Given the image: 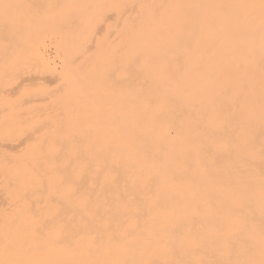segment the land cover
I'll list each match as a JSON object with an SVG mask.
<instances>
[{
    "label": "rangeland",
    "instance_id": "obj_1",
    "mask_svg": "<svg viewBox=\"0 0 264 264\" xmlns=\"http://www.w3.org/2000/svg\"><path fill=\"white\" fill-rule=\"evenodd\" d=\"M71 79L80 118L73 110L72 118L64 113L66 124L61 96ZM183 98L188 103H180ZM50 100L67 109L56 104L44 111ZM125 106L134 115L128 135L146 142L129 148L133 157L120 150L110 165L100 163L106 143L119 139L126 125L120 111ZM41 108L54 116L63 110L54 121L69 125L66 131L62 126L65 134L57 132L54 116L32 112ZM197 118L207 125L201 128ZM44 119L62 137L52 136L55 128H44ZM138 119L149 121L147 130ZM157 119L163 138L154 129ZM262 119L264 0H0L1 161L12 164L6 153L21 158L27 145L46 147L43 138L63 158L61 141H76L78 152L68 155L86 158L88 167L80 177L87 191L79 192V206H139L144 215L145 208L160 209V258L169 255L170 264H264V128L257 127L256 141L246 128ZM37 121L42 127L36 128ZM184 124L197 127L196 135L188 137ZM33 135L43 138L35 143ZM51 154L58 164L59 152ZM90 170L100 175L93 178ZM131 171L139 175L135 183L127 179ZM10 203H1L0 212L12 217ZM205 208L213 210L205 226L210 231L192 217ZM29 221L9 222L6 229L24 231L26 248L50 250L47 236L34 240L36 225ZM133 226L131 219L123 228Z\"/></svg>",
    "mask_w": 264,
    "mask_h": 264
},
{
    "label": "bare ground",
    "instance_id": "obj_2",
    "mask_svg": "<svg viewBox=\"0 0 264 264\" xmlns=\"http://www.w3.org/2000/svg\"><path fill=\"white\" fill-rule=\"evenodd\" d=\"M39 15L43 20V15ZM255 51H258V49H255ZM70 81L71 82H69L70 84L68 85L67 90L64 92V96H61V98L64 97L66 99L67 103L62 105H67L68 109L65 106H61L58 101H56V104L59 106L55 104L57 108L61 106L62 109L63 107L67 109V111L63 112L64 120H62V118V122L65 121V119H68L65 117V114H68L71 117L70 114L72 110L75 112V115H77V119L80 118V114L77 110V99L79 98L78 92L75 88L74 80L71 79ZM72 89H75V91H72ZM126 92H129V88L126 90ZM59 95L60 94H58V96ZM61 98L55 97L56 100ZM184 101L185 102L180 103H188L186 99H184ZM54 102L50 100V104L45 103L46 105H44L46 107L43 108H46L48 112L51 109L54 111V107L50 108L51 106H55L51 105L52 103L54 104ZM140 105L145 106L146 108L149 107L147 102L144 100H140ZM47 107H49V109ZM44 109H34L32 112L36 111L38 114L44 113V115H46L47 113L42 112ZM46 109L44 111H46ZM62 109L60 112L57 111L61 117L62 111L64 110ZM120 111L121 116L123 115L127 121L126 125L121 130L119 139H116L115 141H113L114 139H112L111 134L108 133V139L112 140L106 143L105 150L103 151L104 155L100 156L99 158L100 163L106 161V163L110 165V162H114L116 152L120 150L125 151V156L133 157L134 155L130 152L129 148L131 146L138 147L146 142V139L144 138H133L128 135L131 129L130 126H132V122H129L128 118L133 119L132 117H134L133 113H131L132 110H129L125 106L123 109H120ZM28 112L27 113L30 114L31 111ZM50 114L51 113H48L47 117ZM58 114H55V116L51 114L49 117L52 118L54 116L52 119L53 121L55 117L60 119ZM252 114L258 113L254 112ZM31 115L33 116V114ZM41 115L43 116V114H40L38 117H42ZM28 116L26 120L29 118ZM187 117H184V122L191 120V118ZM73 118L76 119V116H73ZM194 120L197 122V124H201V128L205 124L207 125V122H204L201 118ZM46 121H41L44 128L47 126V124L48 126L46 129H48V127L49 129L51 127L55 128L53 130L52 128L50 129L53 131L52 136H54L53 134L59 131V133L63 131L65 134L66 129L68 130L69 125L66 127V121L64 126L60 125L61 122L59 121V123L56 119L57 123H59L58 126H61L57 127L58 131L56 130L55 126H52L57 124L55 121L54 122L56 124H51L50 121ZM68 121L67 123L70 124V121ZM41 122L36 124L40 125L36 128L42 127ZM146 123H149L147 119H138V127L140 129L147 130ZM153 124L157 136L162 138L165 137L166 134L160 126V119L155 120ZM184 125L188 127L190 126L188 130V137L196 135L195 130H198L197 127L191 129L192 126L190 124ZM260 125L264 128V119H262L260 122L254 120L248 123L246 128L251 132V136L249 137L250 141L258 140L259 136L256 133V129ZM62 126H64V128L66 127L65 131L62 130ZM70 126H74V128L76 127V125H73V123ZM240 127V124H238L236 130L239 131ZM59 128H61V130ZM72 131L77 134L76 129H73ZM43 133L47 134L48 132L44 131ZM49 135L47 136L51 138L52 136ZM58 135L59 134L57 133V136ZM57 136H55V138L52 137L51 140L54 141L59 137ZM64 136H66V138L68 137L67 135ZM39 138L37 139V137H35V141L33 142L36 143ZM45 139L46 138H43L39 142H43L42 144H44L46 147L38 149L35 147L36 145H27L26 148H24L25 150L21 151L22 154L19 153L21 158H16L18 157V154H15L13 157H16L12 159V157H9L10 154H8L7 157V153L2 151L3 153L1 157L3 156L5 158L3 154L6 153L7 160L11 159L13 160V163H5L4 161H1L0 158V184H2L3 187L0 188V191L3 189V193L1 192L0 194L5 196H1V198H5V200L4 198L2 199L3 202L1 201V203H6L7 201L10 203V201H12L13 203H10L9 206L14 210V215L10 217L5 213L0 212V219H2L5 223V225L0 223V264H170L172 262L173 259H170L169 255H164L165 259L160 258L163 255L162 250L164 248V244H162V239H164V237L162 234L158 237L159 233L161 232H158V230L161 229L163 222L161 220L160 209L155 210V208L152 207L145 208L144 215L142 209L139 206L127 207L125 205L100 204L94 207H80L78 202L80 195L79 192L87 191L85 185L80 184V177L84 174H88L86 158H80L76 154L74 156L72 153V155H68L70 152H78V145L75 143L76 141L70 145L67 142L70 141L69 139L64 140V142L61 141L63 144H66L65 150L61 151V153L64 152V157L62 158L63 155L61 156L60 151H56L51 143L46 145L47 139ZM57 140H59V138ZM51 152H53V154H57L59 152V154L56 155L58 156V159H60L59 157L61 156L58 164L56 162L58 160H56L55 155L51 159ZM4 158L3 160H6V158ZM116 162L122 166L123 159L117 158ZM57 169L58 171H56ZM89 175L95 178L96 176L98 177L100 173L99 170H95V173L92 176L90 170ZM106 175L110 176L108 166L106 167ZM138 177V173L134 171L132 176L128 177L127 179L132 181V183H135L134 181L138 179ZM109 181H112V179L107 177L106 183L109 186L114 187V184ZM33 188L35 191L30 192ZM28 192L30 193L29 195L27 194ZM39 195L41 196L39 197ZM55 197L60 198L58 199V202L59 200L62 202L63 205L60 204L61 202L59 203L62 207H60L58 204H54L55 202L57 203V200L54 202V199H56ZM98 197L103 198L101 196ZM163 212L164 210L162 213ZM183 213L185 215V211H183ZM212 213V209H199L196 214L192 215V217L200 223V226L202 225L201 228H205L209 221V215ZM131 219L134 222V226L131 228H123V226L131 221ZM16 221L34 222L36 225L34 240L38 244L40 241L45 239V236H47L48 239H45V242H48L50 250L43 248L42 245L38 246V249L35 250L26 248L27 237L24 231L11 232L6 229L9 222ZM214 223L216 222H212V224ZM205 229L210 231L211 228ZM47 231L51 232L53 236H50L49 233L47 234ZM31 234L32 233H30L29 236H31ZM210 236L213 237L212 235ZM232 250H235V248H232ZM25 251H28V254H25ZM169 252H172L170 248ZM204 252L206 253V251Z\"/></svg>",
    "mask_w": 264,
    "mask_h": 264
}]
</instances>
